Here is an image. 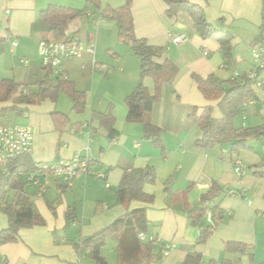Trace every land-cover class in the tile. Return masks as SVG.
Wrapping results in <instances>:
<instances>
[{
	"label": "crops",
	"instance_id": "0c3cea01",
	"mask_svg": "<svg viewBox=\"0 0 264 264\" xmlns=\"http://www.w3.org/2000/svg\"><path fill=\"white\" fill-rule=\"evenodd\" d=\"M100 1L102 6L112 8L126 2ZM187 1L198 5L215 29L232 35L229 62L216 41L202 39L191 28L185 14L168 16L163 0H131L135 37L150 47L162 48V53L153 58L156 63L169 61L177 68L175 77L161 84L159 100L149 114L150 122L159 130L158 142L146 137L142 124L126 122L125 99L140 83L153 95L154 81L140 78V60L128 45L118 41L117 23L100 19L92 5H87L85 14L72 20L65 31L82 45L94 44L93 55L83 53L63 63L66 81L82 95L79 103L76 105L59 91L54 100L42 98L22 107L20 114L0 111L6 121L0 125L28 126L32 130V148L25 155L32 165H50L75 156L90 161L88 174L80 175L69 186L58 179L42 178L47 186L41 196L27 181L31 171L21 177L27 183L25 190L41 225L20 230L17 241L1 245L0 264H94L88 257L78 256L74 244L138 208L145 210L149 222L141 240L153 241V253L162 254L160 262L152 264H181L193 253L202 256V264H264V140L250 139L251 148L238 155L229 153L228 144L207 150L197 147L195 143L202 137L199 118L206 108H212L215 119L222 114L218 101H207L193 79V75L204 80L213 75L228 83L235 73L243 75L254 70L251 50L261 45H257V39L263 0ZM85 3L0 0V39L4 40L0 83H21L32 93H37L40 85L58 86V76L37 59L41 35L32 31V24L49 5L82 9ZM179 34L187 40L174 44L172 37ZM24 59L27 63L22 62ZM93 61L102 69L93 70ZM46 72L51 74L49 79ZM258 80L263 83L259 93L253 88L258 101L246 106L244 115L235 120L236 127L264 126V69L258 72ZM6 106L9 104L0 103V109ZM10 116L19 118L20 123L10 122ZM111 130L114 140L109 138ZM236 160L241 163L239 175L234 171ZM146 169L155 174L154 182L143 187L153 201L119 203L116 190L124 174ZM99 173L103 178L98 177ZM212 182L227 191L215 201L223 218L206 242L198 245L199 227L186 211L200 202ZM12 196L9 192L7 198ZM6 227L7 218L0 212V231ZM229 242L244 244L247 250L228 251ZM101 255L106 264H118L116 242L108 238Z\"/></svg>",
	"mask_w": 264,
	"mask_h": 264
},
{
	"label": "trees",
	"instance_id": "16d2710c",
	"mask_svg": "<svg viewBox=\"0 0 264 264\" xmlns=\"http://www.w3.org/2000/svg\"><path fill=\"white\" fill-rule=\"evenodd\" d=\"M168 16L185 14L191 28L204 39H211L219 44L224 60H231L232 35L228 32L215 29L205 20L203 10L187 0H163ZM87 5L94 6L99 11V18L105 21H113L118 25V41L129 46L131 51L140 60V78L150 77L155 84V93L150 95L142 83L137 85L131 94L125 99L128 108L126 122L140 123L144 126L146 137L159 140V130L149 119L153 105L159 100L160 86L164 82L171 81L177 74V68L169 61L162 64L156 63L153 58L162 53L160 47H150L145 40L137 39L133 31V19L131 15V0L118 8L102 6L100 0H86L82 9H71L56 5H49L39 13L38 18L32 24V31H37L41 39L53 41H66L70 39L65 31L68 24L85 14ZM4 40L0 39V52ZM264 44V0L262 4V25L257 45ZM59 78V77H58ZM198 90L207 101H218V108L222 114L220 119L212 116V108H206L199 118V126L202 137L195 145L202 149H210L224 144L230 145V154L238 155L242 150L250 149L249 140H264V126L236 127L235 120L243 116L250 100L258 101V96L253 89L254 81L245 74L239 75L228 83L218 80L213 75L205 80L193 75ZM61 80V79H60ZM228 84V88L224 86ZM28 86L15 83L10 80H2L0 83V103H7L0 111L5 114L22 112V107L39 102L42 98L49 97L54 100L59 91L65 92L77 105L82 97L66 80H61L54 88H43L41 85L37 93L27 90ZM55 116V115H54ZM101 117V116H100ZM111 121V119H110ZM112 130L109 138L114 140ZM36 170L28 156L18 157L6 165H0V212L7 218L6 229L0 231V246L18 240L19 232L41 225L40 218L34 211L30 195L25 190L27 183L22 181L24 175ZM5 171L8 172L5 175ZM155 174L152 169L132 170L125 173L116 190L119 203L127 204L131 201L150 203L153 196L143 191L145 184L154 182ZM9 192L13 193L11 199L7 198ZM218 183L212 182L207 194L200 202L187 209L186 213L199 227L200 233L196 244L202 245L212 233L214 227L223 218V212L215 204L216 199L222 193H226ZM264 197V196H263ZM210 215L211 224L204 221ZM72 219V218H71ZM149 222L143 208L126 212L116 219L107 228L84 238L78 244H74L78 256H86L94 264H106L101 255V249L106 245L108 238L116 242L118 264H152L160 262L162 254L155 255L152 251L153 241H144L140 235H146ZM226 249L237 252H245L246 245L229 242ZM181 264H202V256L198 253L188 255Z\"/></svg>",
	"mask_w": 264,
	"mask_h": 264
},
{
	"label": "built area",
	"instance_id": "2783aa9c",
	"mask_svg": "<svg viewBox=\"0 0 264 264\" xmlns=\"http://www.w3.org/2000/svg\"><path fill=\"white\" fill-rule=\"evenodd\" d=\"M7 13V11H6ZM187 40L183 34L172 37L174 44L183 43ZM13 43L12 46H15ZM83 53L93 55L94 44L90 42L86 45L80 44L78 41L70 38L66 41H53L41 39L37 44V55L40 65L44 68L51 69L61 80H66L64 74L63 63L72 58H79ZM264 45H258L251 50V58L254 64V70L245 74L247 78L254 81L253 88L259 93L263 87V83L258 80V72L264 69ZM27 63V60H22ZM93 70H101L102 68L92 62ZM239 75L236 73L233 78ZM249 105L254 104V100L248 102ZM33 133L30 127L21 125H0V165H6L12 160L28 155L32 148ZM89 159L75 156L70 160H57L50 165H36V170L27 175V181L38 189V195L41 196L46 191V182L49 178L62 181L65 185H70L74 179L80 175H86L89 172ZM241 163L239 160L234 162V171L238 175L241 173ZM8 174L7 171L4 173ZM98 177L103 178L101 173ZM237 194V192H230ZM207 222L211 224L210 215H207ZM142 239V235L139 236ZM68 264H78L76 262Z\"/></svg>",
	"mask_w": 264,
	"mask_h": 264
},
{
	"label": "rangeland",
	"instance_id": "374dc122",
	"mask_svg": "<svg viewBox=\"0 0 264 264\" xmlns=\"http://www.w3.org/2000/svg\"><path fill=\"white\" fill-rule=\"evenodd\" d=\"M37 59H38V57H37ZM37 71H40V70L37 69ZM46 74H47V78L49 79L51 74L49 72H46ZM38 78L39 77H37V79H35V80H38ZM46 82H47V84H51L49 81H46ZM9 118L11 119L10 122H12V123H20V119L19 118H15V117H12V116H10ZM5 122L6 121L4 120V118L0 117V123H5Z\"/></svg>",
	"mask_w": 264,
	"mask_h": 264
}]
</instances>
